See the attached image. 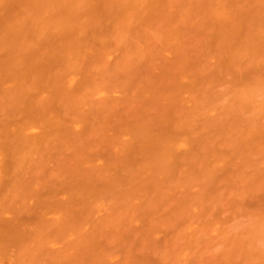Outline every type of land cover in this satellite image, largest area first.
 <instances>
[{"label":"rangeland","instance_id":"1","mask_svg":"<svg viewBox=\"0 0 264 264\" xmlns=\"http://www.w3.org/2000/svg\"><path fill=\"white\" fill-rule=\"evenodd\" d=\"M220 1L223 4L225 2V0H161L159 1L161 5L158 6V9L151 10L150 13L144 9L136 18L119 24H114L111 17L107 18L105 16L100 28L93 30L89 28L88 34H85L86 42H90L89 39H91L92 42L97 44V47L102 46L105 55L92 59L80 58L79 61L74 62L76 64V68H74L76 83L75 86L74 83L72 84L74 89H71L70 97L72 99L78 97L79 99L83 95H86L82 102H85V104L80 105L74 100L70 101L64 115L65 118L66 116L84 118L86 120L85 127L79 131L77 129L80 127H76L78 131L76 134L78 135L79 133L81 141L85 143L88 141L97 142L96 146L103 149L105 145L103 144L104 136H109L108 140L110 141L111 139L110 142L113 145L116 137L120 136L119 133L122 131L123 126L136 123L141 115H160L163 108L167 105L174 108V115L180 118L187 114L192 105V109L197 105L200 111L194 116V137L199 138L202 135H207L210 141L207 145L196 149L190 161L193 164L205 161V158L212 156L213 148L218 150L219 154L222 155V159L219 160L220 162L213 163V179L211 178L210 181L208 176L209 180L206 181L205 179L203 180V177H195L193 181H190V169L187 166L188 161L185 165L177 166L174 178L166 182L161 196L149 199L151 204L146 199L145 193V197L141 193L135 200L131 201V205L127 206H123L118 202L110 206L107 199H104L98 205L96 204L97 207H94L97 208V211L94 210L93 219L89 215L88 218L90 220L87 219V221L86 212L87 214L88 212L89 214L92 213L93 204L88 201L77 202L75 197L73 198L74 195H66L68 192L74 194L73 184L69 180L71 179L69 175L60 171L61 167L71 162L70 160L74 155L73 153H75L76 145L80 141V138L74 134L75 138L78 137V140L75 139V142L73 138L70 142L73 141L72 143H76V145H64L62 148H60L61 146L59 148L55 146V150L50 153L52 155L48 156L49 159L47 157L43 158L45 161L40 160L42 158L40 155L36 157L38 154H34L32 161L37 158L35 160L36 165L31 162L29 169L26 170L24 176L22 175L23 181L21 184L25 185L21 188L22 196L30 194L29 190L27 194L25 193V188H28L29 184L30 187L28 189L31 190L32 194H35L34 189L37 193V189L42 188L44 185L43 189H41V195L39 189L40 197L37 194L34 196H36V200L39 198L42 200L40 201L39 199V202L35 204L39 205L42 202L40 208L43 204V208L45 206V209H42L43 211L40 210L35 204H32V201L34 202L35 200L23 196V198L25 197V204L22 203V208L25 206L26 209L21 208V211L18 207L19 211L16 208L17 211L15 212L14 206L13 211L16 216L15 218L19 216L18 219H26L29 223L25 224L24 222L25 226L23 223V225L21 223L18 224L21 225L18 226L21 230H24L25 227L30 229V236L28 235V238L24 233L26 239H28L27 244H29V247L32 239L33 245L31 247L40 246L38 243L37 245L35 244L36 246L34 245V241L38 240L39 237L36 238L35 232L37 231H33V224H35L38 215L41 217L44 212L45 215L42 218L47 215L45 220L51 215H53L51 216L53 220L58 216L56 222L54 221L55 227L53 222L50 223V218L48 219V223L51 225L42 222L48 227V231L43 227L46 233L54 231V233H51L52 237L49 234L50 239L48 240L57 236L55 234H57L58 230L56 233L55 230L58 229V226H61V230L59 231L61 232V236L58 234V238L60 236V239H63L65 243L61 242L63 240L60 241L58 239L57 241L54 239L52 243L51 240V244L49 243L48 246L45 244L46 248L42 249V251L39 250L43 255L38 250V254L37 252L35 253L33 247V251L30 252L31 256L30 253L26 255L27 251L26 249L24 251L23 247L22 252L25 255L23 254V258L22 256L19 258L18 255L16 256V253L13 256L11 254L14 253L11 252L14 240L11 244L9 243L10 241H7L12 247L9 244H5V247L7 246L8 248L9 246L11 251L9 253L7 248H0V251H4L1 253L4 259L0 255V264H44L46 263L45 259L50 264V259L51 262L53 261V255H56L54 260L57 258L59 260V262L54 261L53 264H57V262L58 264H74L76 263L75 257H72L75 256L73 255L74 250L70 247L72 246L76 252L77 247L75 246L78 245V248L82 247L83 252L86 253L84 248L88 249L87 247L93 246L92 243L95 242V246L97 244L100 246L102 243L103 248H107L109 252L105 254V249L102 250L103 248L100 247L105 256L102 254V256L98 255L96 257L97 252L95 253L96 249L94 250L93 248V251L89 250V252L91 251L90 254L87 252L91 261L88 257H84L83 253L81 254L82 251H79L80 253L77 254L80 258L76 256V259L80 260V262H83V258L84 260L88 259L89 263L86 261V264H93L94 259L99 260L98 262L95 261V264H102L100 258L102 260H104L103 258H108V264H264V137H262V140L253 137L249 145L243 144L241 139V132L246 129H253L257 133L264 134V109L259 108L260 103L264 101V89L257 96L256 105L253 109H243L236 101L235 91L241 81L240 79H242V83L240 84H244L246 81L249 84L250 81L253 83L261 76L264 78V63L260 60L258 62L246 60L240 63L238 67H235V70L233 69L232 71L231 69V72H225L221 75H217L216 72L219 66L217 63L221 61L220 50L224 53L229 47H235L236 45L243 46L246 43L245 39L246 41L248 40L246 38L247 35L250 34L249 36H252L264 24V0H242V2L239 0L240 4H238L237 11H239L242 18L244 17L241 20L243 25L240 23L243 27L239 34L236 31L235 33H231V36L229 35L225 38V42L223 38H220L219 35L217 36L218 32L214 28L215 10ZM112 10L115 9L111 8ZM238 28L240 29L241 27L238 26ZM238 28H236L237 32L239 31ZM99 39H102V42H99ZM237 40L240 41L241 45L237 44ZM228 41L231 42L230 45H228L230 43ZM242 41L244 42L242 43ZM219 47L220 49L218 50ZM65 66L66 64L57 63L55 69L59 73L65 72ZM186 76L199 79V84L194 91L195 95L191 96L193 99H190V96L188 98V93L183 90L184 97L181 93V96L174 99V102L164 100L162 97L163 90L185 84L186 80L182 79ZM86 81H89L90 86L87 90L83 91L84 85L81 87L78 84L79 82L84 84ZM207 122L210 124L207 125V130H204L203 127ZM35 131L37 133L38 129ZM124 136H126L125 132L121 134L123 140L126 138H130L131 140V136L127 135L126 138ZM108 148L107 146L106 149L108 150ZM92 149L95 151L94 148ZM108 151H102V154L99 152L100 157L96 158L99 156H97L98 150L96 148V153L92 152V155L94 153L93 157H95V160L94 158L92 159L94 161L92 164L108 163V160H102L103 155L106 152V157L107 153H109ZM111 153L113 154V152ZM88 156L89 151L87 158L90 157ZM214 157L212 156L208 161L211 162L215 159ZM111 163L113 165V161ZM14 172L16 173V171ZM51 174L55 175L56 179L60 177L58 183V179L57 181L56 179L54 180L52 175V178L44 181L41 180L43 182L40 181L41 183L36 184V181L39 182V178L42 179V176H45L44 178L46 179ZM12 175L10 173L8 178L9 176L10 178L15 176ZM159 175L158 173L156 176L159 179L162 178V175ZM4 176L0 174V180H4L7 183L8 179ZM10 178L9 185L11 186L12 182L15 183L14 178L16 180V177L12 181H10ZM198 179H201V181ZM19 180L20 177L16 183L19 184ZM63 180H66L67 182L64 181L66 182L65 184L69 183L67 186H72V188L68 187L66 189L64 187L66 191H63L61 184L62 189H60L59 183H62ZM53 183L59 185L60 188ZM201 183H205L206 185ZM46 185L49 189L46 188ZM21 186L18 185L19 188ZM51 186H55L56 189L61 190L55 197L52 193L56 189L53 188L54 190L52 189V191ZM7 187L4 191H8ZM14 187L15 190L19 189L16 186ZM22 190L25 192L23 193ZM63 192H65L67 197ZM18 193L19 195L16 194L13 197L9 196V194L5 195V197L8 196L9 198L7 199L8 202L9 200H12L14 203V200L18 201L16 207L20 203L17 200L20 199V192ZM48 193L52 196L48 195ZM60 194L63 197L61 199H63L64 210H72L71 212H75L74 215L71 212L66 213V218H64L63 214L65 213L59 210L60 207L58 209L59 212L57 211V207L55 206H60L57 203L60 200ZM2 195L4 196V194ZM70 196L71 199H75V203L73 201V207L76 206L75 208H72V203L66 204ZM64 197L67 199L66 201ZM138 198L139 200H137ZM5 201H1V203L4 202V207L7 205V201L6 204ZM88 203L90 204L89 206ZM82 204L86 208L80 207ZM116 205H120L123 214L119 210L120 208H116L114 214H118L119 212V214L124 215L123 217L118 214V217L120 216L118 218L117 214H112L113 211H111L110 207L113 209ZM11 206H6L5 209L11 211L9 210V208L13 209V206ZM76 208L78 210L81 208V210L78 212ZM46 210L50 213H46ZM82 210L85 213H82ZM37 211L38 213H41V211L43 213L37 214ZM13 213L5 211L4 214H0V218L2 219L3 215L9 218V215L12 216ZM102 214V218L105 217V219L103 218V223L100 220ZM111 214L112 216H110ZM54 215H56L55 218ZM126 215L128 216L125 217ZM108 216L112 220H109L110 217ZM76 217H79V220L78 218L77 220L80 225L87 222L93 226L91 225L90 227L88 224H85V226L82 225L83 227H81L83 230H79L80 226L76 225L77 223H75V226H72L74 223L71 220H76ZM97 217L99 224L103 225L100 226L97 222L95 226L94 223L97 221ZM7 218H4V221H2L5 225H12V219L10 220L9 218L8 222L10 223L8 224ZM20 219L18 221H21ZM94 219L96 220L93 221ZM31 220L34 221L31 222ZM65 220L69 222H65ZM106 220H109V223L108 221L104 223ZM113 220L114 223H110ZM58 221L63 225L57 224L59 223ZM14 222L16 225L17 221L14 220ZM36 223H38V229L43 226L38 221ZM30 224L33 228L30 227ZM65 226L68 227H66L67 231L66 228H62ZM84 228L88 229L89 242L83 238L84 235L82 236L85 231ZM77 230L79 232L76 233L79 234H75ZM91 230L95 231L94 236H92L93 232ZM63 231H66L67 234H62ZM27 232L29 231L27 230ZM95 233L98 234V237L97 235L95 236ZM84 234L87 236V233ZM25 235L23 236L25 237ZM49 236L46 237L44 242L47 241ZM29 237L31 238L30 242ZM83 240L84 242H82ZM58 241L60 243H57ZM17 242L18 240L14 243V246ZM41 246L44 247L43 244ZM66 247L70 249L66 251ZM17 248L20 249L16 245L14 250ZM27 250L28 252L30 251L29 248ZM32 252H34L33 255ZM64 252H66L65 255ZM67 253L69 254L66 255ZM98 253L100 254L99 251ZM4 254L6 255L5 257ZM93 254L94 257H92ZM34 255H36L35 258L37 260L40 256L43 259L41 258L39 262H35L36 259L34 258V261H32ZM106 259L103 261V264H106ZM78 260L77 263L79 262ZM117 260L118 263H116Z\"/></svg>","mask_w":264,"mask_h":264},{"label":"bare ground","instance_id":"2","mask_svg":"<svg viewBox=\"0 0 264 264\" xmlns=\"http://www.w3.org/2000/svg\"><path fill=\"white\" fill-rule=\"evenodd\" d=\"M159 1L161 0H0V174L1 176L2 175L4 176L5 174L4 177L8 179L7 183H5L4 180H0V188L2 191V193L0 191L1 193L0 200L7 201V199L9 198L8 196L5 197V195L9 194V196L13 197L16 194L19 195L18 192H20V199H17L20 201V203L17 207L16 205L18 204V201L16 202V200H14L15 203L12 200L11 201L9 200V202L7 201L6 206L8 207L11 205L13 206V209L9 208V210L11 211L6 210L5 209L6 206L5 207L3 206L4 202L1 203L0 201V205L3 206V209L2 206H0V214H4L5 211L9 213H13L14 206H15V212L17 211L16 208L18 209L19 207V209H21L22 203L25 204V197L28 199L35 200L34 202L32 201V204L39 202V199L40 201H42L41 198L36 200L35 199L36 196L34 195L36 194L39 195V189L41 195L42 194L41 189H43L44 185L42 188L37 189V193L36 190L34 189L35 194H32L31 190L28 189L30 187L29 184L28 188H25L26 192L23 190L22 192L23 193L25 192L27 194V191L29 190L30 194L23 195L25 196L24 198L21 194V188L25 186L22 185L23 183L21 184V182L23 181L24 173L26 172V170L29 169L30 163L32 162V164L33 163L35 164V160L37 159L36 157L39 155L40 157H42V158L39 157L41 161L44 160L43 158L45 157L48 158L49 155L51 156L52 154L50 153L53 150H55L56 148L55 146H58V148L60 146H61L60 148H62L64 145L74 146L76 145V143L74 144L72 142L73 141L76 142V140H78L77 138L78 137L80 138L79 133L78 135L76 133L80 129L81 130L82 128L84 129L86 120L84 118H77V117H73V118L67 116L66 118L64 117L67 111V106L70 101L74 100L76 101V103H79L80 105L85 104V102L84 103L82 102L84 101L86 95H83L79 99L78 97H74V99L70 97L71 95L70 92L72 91L71 89L72 88L74 89L72 84L74 83L75 86L76 83V80L74 79L76 76V73L74 72V68H76V64L74 62L79 61L80 58L92 59V58L102 57L105 55L102 46L97 47V44L92 42L91 39H89L91 43L86 42L85 34L88 32V29L92 28L93 30L100 28L105 16H107V18L111 17L113 19L114 24L115 23L119 24L136 18V16L140 15L141 11L144 9L150 13L151 10L153 11L158 9V6L161 5ZM240 2H242V0ZM238 4H240L239 0H225L224 4L222 3V1L218 2V7H216L214 28L218 32L217 36L219 35L220 38H223L224 42L226 40L225 38H227L229 35L231 36V33L233 32L235 33L236 31V33L239 34L240 31L242 30L243 22H241V20H243L244 17L242 18L239 11H237ZM111 8L115 10L111 11ZM240 23L242 25H240ZM238 26L241 28L239 29ZM236 28H238L239 30L238 32ZM249 35H247L246 38L248 40L246 41L245 39L246 43L243 46H237V45L235 47L228 46L229 49L227 51H225L226 50L225 49L224 53L220 50L221 61L220 63H217L219 65L216 70L217 75H221L225 72H231L230 71L231 69L232 71L233 69L235 70V67H238L240 63L246 60H249L251 62H258L260 60L264 63V24L258 30H256L252 36ZM231 41L233 42V40ZM99 42H102V39H99ZM237 42H238L237 44L241 45L240 41L237 40ZM243 42L244 41H242V43ZM230 44L231 42L228 43V45ZM226 48H227V44H226ZM219 49L220 47L218 48V50ZM217 53L219 55L218 51ZM217 58L219 60L218 56ZM57 63L66 64L65 72L59 73V71H56L55 68ZM263 68H264V64H263ZM80 79L82 80L81 77ZM182 80H186V83L183 85H178V86H174L173 88L163 90L164 93L162 97L164 100H166L167 102L169 100L174 102V99L180 97L181 93L183 94L184 92L183 90H185L188 93L187 95L188 98L190 96V99H193L191 98V96L195 95L194 91L196 89V86L199 84V79L195 77L193 78L191 76H186ZM240 80H241L240 83H242V79ZM247 82L248 81H246V83L244 82V84H240L239 82H237L239 84L238 87H236L235 89L236 101L242 106L243 109L246 108L253 109L256 105L255 102L257 96H259L261 91L264 89V78L263 76H261L253 83L250 81V83L248 84ZM78 85H80L81 87L82 85H84V87L82 88L84 91L87 90V88H89L90 83L89 81L84 82V84L79 82ZM192 107L188 110L186 115L180 118L174 115V108L168 107L167 105L163 108L160 115L159 114L157 116L150 114L141 115L136 123L134 124L130 123L123 126L122 131L119 133L120 136H118L119 134L117 135L118 137L115 136L116 141L115 143H113V145L112 142H110L111 139L110 141L108 140L109 136H104L103 144L106 145V146L104 145L105 149L96 146L97 142L88 141L87 143H85L84 141H81V138L79 139L82 142V145L80 141L78 142L79 144L77 143L76 150L74 151L75 153H73L74 155L70 160L71 162L65 165L64 167H61L60 171L61 173L69 175V178H71L69 180L73 184L74 194L72 192H68L66 195H72V196L74 195L73 198L75 197L77 202L88 201L93 204L92 213L89 214L88 212L87 214L86 212L87 215L86 220L87 219L90 220L91 217L93 219L92 216L94 215L93 212L94 210L97 211L96 210L97 208L94 207H97L96 204L98 205V203L102 202L104 199H107L110 206L115 205L116 204L115 202H118L123 206L124 205L127 206L131 203L132 200H135L136 197L141 195V193L143 194V197H145L144 196L145 193L148 202L149 199L160 197L163 189L166 186L165 185L166 182L174 178L175 170L177 166L185 165L186 163H188V161L189 163L187 166L190 169V174H189L190 181H193L195 177L196 178L203 177V180L205 179L206 181L209 180L208 176L210 178V181L211 178L213 179L214 177L212 175L213 174L212 168H214L213 163L220 162L219 160L222 159V155L219 154L218 150H216L215 148L212 149V156H215L214 157L215 159L212 160L211 162L208 160L211 159L212 156L210 158L208 157L205 158L204 159L205 161H200L196 163L197 165L191 163L190 161L196 149L207 145L210 141V138L207 135H202L199 138L194 137L195 134V133L193 134V132H195L193 130L194 116L197 115L200 110L197 107V105L194 106L193 109ZM259 108L264 109V101L260 103ZM207 121L209 120L207 119ZM208 124L210 123L209 122H207V124L205 123L206 127L204 125L203 127L204 130L205 129L207 130ZM74 127H75V131H74ZM76 127H80L79 129H77L78 131L76 130ZM37 129L38 131L36 133L35 130ZM124 132L126 134L124 138H126L127 135H129L131 136V140L130 138L128 139L126 138L127 140L126 139L123 140L121 134ZM74 134L75 136L78 137L75 138ZM241 136H242L241 137L242 143L245 145H249L251 144L250 141L252 140L253 137L254 138L257 137V139L260 138V140H262L264 134L257 133L253 129H246L243 130V132H241ZM71 139H73L72 142H70ZM107 146L110 148V149L108 148L109 151L106 149ZM95 147L98 150L97 156L99 155L96 158L100 157L99 152H101V154L102 151L109 152L107 153L106 157H105L106 155L105 152V154L103 155L104 157L102 158V160L103 159L108 160V163L92 164V162H94L92 161V159L94 158L95 160V157H93L94 153L92 155V152L96 153ZM92 148H94L95 151H93ZM88 151L90 156V157L88 156L89 158H87ZM111 152H113V154ZM34 154H38V155H36L35 157L36 159H33L34 161H32V158H34ZM112 161H113V165L111 163ZM139 165L140 167H138ZM14 171H16L18 175H16ZM21 171H23V173H21ZM19 172L21 173V175ZM10 173L13 174L12 176L15 175L14 177H16L15 180L14 177H11L12 178L11 179L9 176L10 181H12L13 178L15 181V183L13 182L11 183V186L9 185V178H8V175H10ZM158 173L162 175V178L159 179V177L156 176ZM52 175L53 174H51L50 177L47 176L46 179L44 178L45 176H42L44 179L39 178L38 179L39 182L36 181V184L41 183L44 180H48V178H52V177L55 180L56 179L54 177L55 175L53 176ZM19 177L20 180L18 184L16 183V181L18 182ZM57 179L56 181L58 183L60 177ZM198 180L201 181V179ZM64 181L66 180H63L62 183H59L60 187L62 184L63 191H66L68 187L72 188V186H67V184L69 183L65 184L67 181L66 182ZM201 184L206 185L205 183H201ZM18 185L19 186L22 185V186L19 188ZM59 185L55 184V186H58V188H60ZM6 186H8L7 187L8 191L5 190L6 191L5 192L4 189H6ZM14 186H16V188H19L20 190L19 189L15 190ZM55 186H51V190L55 188ZM62 187L60 189H62ZM64 187L66 188L65 190ZM46 188L49 189L47 185ZM58 188L57 189L55 188L56 190L53 189L54 193H52V195L54 194V197L55 195L60 193L59 191H61L58 190ZM63 193L65 195V192ZM2 194H4V196ZM49 194L50 193H48V195ZM52 195L50 194V196ZM47 197L48 196L46 191V198ZM59 198L60 200H58L59 202L57 203L60 204V206L58 205L55 207H57L56 208L57 211L60 207L59 210L65 213L63 215L65 216L64 218H66V213L68 214L72 210L71 211H67V209L64 210L63 207L64 203L62 204L63 199H61L63 197H61V194L59 195ZM70 199L71 196L68 202H66V204L72 203V208H75L76 206L73 207V201L75 203V199L74 200L71 199L72 202ZM64 200L66 201L67 199L65 198ZM137 200H139V198ZM41 203L42 202H40L39 205L35 204L37 208H40ZM52 205L51 207H53ZM83 205L84 204H82L80 207L86 208L85 205L84 206ZM89 205L90 204L88 203V206ZM24 208L25 206L22 209ZM116 208L118 209L120 208L119 210L122 211L120 205H116L114 206L113 209L110 207L111 211H113L112 214H114ZM42 209H45V206L43 208V204L40 210ZM80 210L81 208H79V210L76 208V211L79 212ZM42 211L41 213H43ZM41 213H38L37 211V214H41ZM46 213L49 214L50 212L47 211ZM71 213L74 215L75 212H71ZM82 213L85 212H83L82 210ZM103 214L106 215V213L104 212ZM103 214L101 215V219H100L102 221L101 223H103V218L105 219V217L102 218ZM112 214L110 216H112ZM13 215H14L13 217L14 219L12 218ZM13 215L12 216L9 215L10 220L12 219L11 220L12 225H5L3 219L4 218L6 219L7 218L6 216L4 217L3 215L2 219L0 218V243L2 242L0 246L4 245L0 248L3 249L7 248V246L5 247V244L6 245H8L9 243L11 244L13 240H14V242L12 243L13 247L12 245L9 244L10 247H12L13 250L16 245L20 247V249L17 248L14 251L13 250L11 251L10 247L8 246L7 249L9 253L10 251L14 252L11 253L12 256L13 254L16 253V256L18 255L19 258H21L22 256L23 258L24 257L23 256L24 253L22 252L23 247H24L23 250L25 251L26 249L27 251L26 255H28L31 251H33V248L35 249L34 250L35 253L37 252V250L42 251V249L46 248V245L47 246L49 245L51 240L52 243L54 239H56V241L57 239L60 241L63 240L60 239L61 232L59 231L61 230V226L57 225L58 227L57 226L56 227L58 229L56 230L54 228L55 227L54 221L56 222V219L58 217L56 215H54V218L56 216L54 220L53 217H51L53 215L48 217V219L50 218L49 219L50 223L52 222L54 223L53 228L55 230V233L57 230L59 233L57 232V234H55L57 236H55L53 239L51 238V240H48L52 235L51 233H54V231L51 233L47 232L48 234L44 231L43 227H45L46 230L48 229V227L45 226L44 223L49 222L48 219L45 220L46 219L45 217H47V215L44 218H42L45 215L44 212L42 214L43 216L40 215L41 217H39L38 215L37 217L38 220L35 217L36 221L40 222V224L43 225L42 227L38 229V223H36V221H35L36 225L33 224L34 228L30 224V227L33 228V231L34 232L37 231L39 233L38 235V233L35 232L36 238L37 237L39 238L38 240L34 241V245L35 244L37 245L38 243L40 246L38 245L35 246L38 248L40 247V249L38 248L36 249V247L33 246H32L33 248L31 247V245H33L32 243L33 239L31 241L30 240L31 238L29 237V242L31 241L30 242L31 250H30L29 244H27L28 239H26V235L28 238L30 229H27L25 227L24 230H21L18 227L21 226L18 225L19 223L21 224L22 223L24 224V222L25 224H29V223L27 222L26 219L21 220L19 218L22 222L18 221L19 216L15 218L16 217L15 213H13ZM89 215L90 218H88ZM119 215L122 217L124 216L121 214ZM120 216L118 218H120ZM127 216L128 215H126L125 217ZM9 218H7L8 224L10 223L8 222ZM77 218L79 220V217H76V220ZM96 219L97 221L94 223L95 226L99 220L98 217ZM96 219H94L93 221H95ZM14 220L17 221L16 225L15 222L13 223ZM76 220L74 221L71 220L74 223V224L72 223L73 224L72 226H75V223H77L76 225L80 226L79 230L81 229L83 230V228L81 227L85 226V224H88L86 222L85 224L82 223L80 225L78 220L77 222H75ZM109 220H112L111 217ZM109 220H106V222L104 223H107V221L109 223ZM114 220L112 222L110 221V223H114ZM32 221L34 220H31V222ZM65 222H69V221L65 220ZM57 224H60V222ZM48 225L51 224L48 223ZM88 225L91 227L92 224H88ZM98 225H100L99 222ZM66 227L67 226L62 228H66ZM27 230L29 232H27ZM79 230L75 231V234H79L76 233L79 232ZM84 230L86 232L84 231L82 236L84 235L83 238L85 240H88L87 242H89L90 238L88 237L89 234L88 229L86 230L84 228ZM66 231H63L62 234L66 233ZM42 232H44L43 233L44 236L43 235L40 236ZM92 232H93L92 236H94L93 234L95 231ZM84 233H87V236ZM58 234H60L59 238H58ZM23 235H25V237ZM96 235L98 237V234L95 233V236ZM48 236L49 238H47V241L44 242V240H46V237ZM15 239L18 240L17 243H19L20 245L16 243V245L14 246V243L16 242ZM4 240L5 242L3 243ZM41 240L43 243L41 242ZM7 241L10 242L8 243ZM61 242H64V240ZM82 242H84V240ZM21 243L23 245L22 247H21ZM57 243L60 242L58 241ZM41 244H43L44 247L41 246ZM92 245L94 247L86 246L88 249L84 248V250H86V253L83 252L82 247H80L82 250L78 248V245L75 246L78 248V250L76 248V252L75 249L72 248V246L70 247L72 250H74L73 255L75 256H72L73 258L75 257L76 263L74 264H82L83 262L84 264H86L85 262L88 261V259L84 260L83 258V262H80V260L76 259V256L78 257L77 254L80 253L81 251H82L81 254L83 253L84 257L85 256L88 257V253L90 254L91 252V251L89 252V250L91 249L93 251V248L94 250L96 249L95 250V253L97 252V255H95L96 257L98 255L102 256L103 254L102 250L104 249H105V254H107L106 252H109L107 248H103L102 243L100 244V246L98 244L97 246H95L96 242L92 243ZM100 247H102L103 249L101 248L102 249L101 250ZM27 248H29L30 250L29 252ZM70 248L66 247L65 250L67 251V249ZM19 251L20 253H18ZM98 251L100 252V254L98 253ZM3 252L4 251H0V255L2 258H3L2 256L3 254L1 253ZM34 252H32V255ZM41 253L42 252H40V254ZM65 253L66 252H64V255ZM69 253H67L66 255H68ZM94 254L92 255V257H94ZM5 256L6 255L4 254V257ZM53 256L54 258H52L51 256V258L53 259L52 262L51 259L48 257L50 259V264H53L54 261L59 262L58 258L54 260L56 258L55 257L56 255ZM35 257L36 255H34L32 261H34ZM41 258L42 257L40 256L39 259L41 260ZM35 259L37 260V258ZM39 259L37 261L35 260V262H39L40 261ZM67 259L69 260V258ZM100 259L103 264V261H105L106 258H103L104 260H102V258ZM107 259H106V264H108ZM77 260L79 261L78 263ZM89 260L91 261V258H89ZM118 260L116 263H118ZM95 261H97V259L96 260L94 259V262ZM45 262L46 263L44 264H48L46 259ZM94 262L93 264L96 263ZM126 264H130V263H126Z\"/></svg>","mask_w":264,"mask_h":264}]
</instances>
